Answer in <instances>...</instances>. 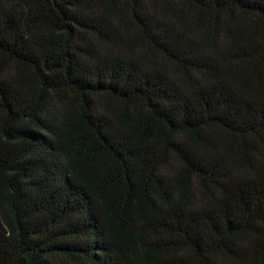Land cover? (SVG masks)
Segmentation results:
<instances>
[{"label":"trees","instance_id":"16d2710c","mask_svg":"<svg viewBox=\"0 0 264 264\" xmlns=\"http://www.w3.org/2000/svg\"><path fill=\"white\" fill-rule=\"evenodd\" d=\"M0 264H264V0H0Z\"/></svg>","mask_w":264,"mask_h":264}]
</instances>
